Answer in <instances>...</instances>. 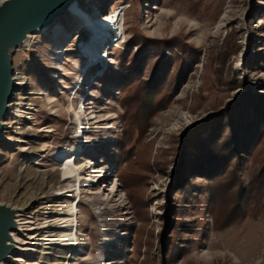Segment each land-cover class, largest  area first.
Segmentation results:
<instances>
[{
  "label": "rangeland",
  "instance_id": "obj_1",
  "mask_svg": "<svg viewBox=\"0 0 264 264\" xmlns=\"http://www.w3.org/2000/svg\"><path fill=\"white\" fill-rule=\"evenodd\" d=\"M135 35L183 45L163 58L152 47L143 61L142 82L171 62L163 73L177 90L159 111L163 95H145L141 81L119 87L122 54L139 56L138 43L126 48ZM85 45L100 49L93 62ZM12 59L0 203L19 209V230L6 264H264V216L216 230L225 184L195 171L220 126L205 121L247 87L264 96V0H79ZM79 147L71 166L81 171L64 183L57 156ZM263 161L264 143L235 168L238 185ZM239 187L230 207L246 204Z\"/></svg>",
  "mask_w": 264,
  "mask_h": 264
},
{
  "label": "trees",
  "instance_id": "obj_2",
  "mask_svg": "<svg viewBox=\"0 0 264 264\" xmlns=\"http://www.w3.org/2000/svg\"><path fill=\"white\" fill-rule=\"evenodd\" d=\"M174 42H177V39L176 41H159L145 38L138 40L137 35H135L130 39L126 48L138 43L139 56L129 63L127 61L129 52H125L119 60L118 70L121 81L119 87L121 90L130 86V84L141 81L140 84L145 85V95H163L157 104L154 102L155 111L163 109L165 107L164 97L172 96L177 90V86L174 90L170 86L171 78H168L171 74L163 73L165 72L164 67L171 65L170 60H162L156 64L152 81L142 82L138 77L142 72L143 61L147 57L146 53L152 47H156L163 58L165 57V50L171 45L175 48L183 49V45L173 44ZM198 58L199 55L196 53L189 56L188 59L196 60ZM137 73L138 76L136 75ZM234 81L233 84L238 85L239 82L237 80ZM150 100L152 101L151 98ZM263 101L264 96L254 95L247 87L245 91L238 95L237 99L227 102L205 121L217 120L220 126L216 133H213L201 145L202 150L198 155L195 171L205 174L218 185L225 184L223 193L215 198L214 219L216 230L241 224L248 218L258 219L262 215L264 216V161L248 187L244 188L238 185L239 177L235 174V168L246 159V156L254 157L264 143V108L260 107V110L255 112L256 106ZM152 103L153 101H149V104ZM252 113L255 116H250ZM142 134L140 139L143 138L145 132ZM237 187H239L243 195L248 194L246 204L242 205L240 203L236 207H230V199L233 197Z\"/></svg>",
  "mask_w": 264,
  "mask_h": 264
},
{
  "label": "water",
  "instance_id": "obj_3",
  "mask_svg": "<svg viewBox=\"0 0 264 264\" xmlns=\"http://www.w3.org/2000/svg\"><path fill=\"white\" fill-rule=\"evenodd\" d=\"M78 0H4L0 4V134L9 114L16 83L13 54L30 33L49 29L66 16ZM1 139V136H0ZM19 209L0 203V264L9 261L18 243L12 233L19 230Z\"/></svg>",
  "mask_w": 264,
  "mask_h": 264
},
{
  "label": "bare ground",
  "instance_id": "obj_4",
  "mask_svg": "<svg viewBox=\"0 0 264 264\" xmlns=\"http://www.w3.org/2000/svg\"><path fill=\"white\" fill-rule=\"evenodd\" d=\"M78 2H79V0H78ZM78 2L72 7V9H71V11L69 12V13H71V12H73L74 10H75V8L77 7V5H78ZM78 11H75V13H77ZM55 25V24H54ZM52 27V26H51ZM50 27V28H51ZM49 28V29H50ZM98 28V30L101 32V34L102 35H104L105 33H107L106 32V29H103V28H100V27H97ZM49 29H46V30H44V31H38L37 33H30L29 34V36H28V38H27V40L22 44V45H20L16 50H18V49H21V48H26L28 45H29V43H30V41H31V39H33V37H34V35H37V34H40V33H44V32H46V31H48ZM106 35V34H105ZM99 48L97 47H95V48H93L92 46H90V45H85L84 46V53H83V56H86V57H88V60H90L91 62H93L94 60H96V58H98L96 55H98L99 53ZM14 80H15V83H16V80L17 79H15L14 78ZM82 81L84 80V78L82 77V79H81ZM77 121L79 122V125L81 126L82 124V119H81V117L79 116V115H77ZM3 124H4V122H3ZM81 130V129H80ZM79 135H80V138L82 139V140H84L83 139V135L81 134V133H79ZM84 142V141H83ZM79 149H81V147H79L78 148V150H69V149H67V150H64L63 152H61V153H59L58 154V156H57V160H58V162L60 161V162H63V164L62 165H64V167H65V169H64V171L62 170V172H63V174H62V179L64 180L63 182L65 183V182H69V181H73V179H75L76 178V176L77 175H79V173H80V171L81 170H79V169H77V168H75V167H73V166H71V164H72V162L73 161H75L76 160V157H75V155L79 152ZM63 160V161H62ZM79 177H77V179H78ZM65 214H67L68 215V217H70V218H72L73 220L70 222V223H73V224H75V222H74V219L77 221V217L75 216L76 214L73 212V210L71 209V207H70V213L69 212H67V210H66V213ZM19 217V215L17 214V218ZM70 221V220H69ZM69 223V224H70ZM69 226V225H68ZM74 227V226H73ZM67 228V227H66ZM72 230H73V228H72ZM14 236V235H13ZM75 238V237H74ZM76 239V238H75ZM73 240L72 239H67V241H65V242H68V243H70V242H72ZM65 246L66 247H68V248H70L71 246L69 245V244H65ZM67 256H66V254L64 255V260H66L67 261ZM8 262V261H7ZM6 262V263H7ZM6 263H4V264H6Z\"/></svg>",
  "mask_w": 264,
  "mask_h": 264
},
{
  "label": "clouds",
  "instance_id": "obj_5",
  "mask_svg": "<svg viewBox=\"0 0 264 264\" xmlns=\"http://www.w3.org/2000/svg\"><path fill=\"white\" fill-rule=\"evenodd\" d=\"M3 3V0H0V4H2Z\"/></svg>",
  "mask_w": 264,
  "mask_h": 264
},
{
  "label": "snow or ice",
  "instance_id": "obj_6",
  "mask_svg": "<svg viewBox=\"0 0 264 264\" xmlns=\"http://www.w3.org/2000/svg\"><path fill=\"white\" fill-rule=\"evenodd\" d=\"M3 2H4V0H3Z\"/></svg>",
  "mask_w": 264,
  "mask_h": 264
}]
</instances>
